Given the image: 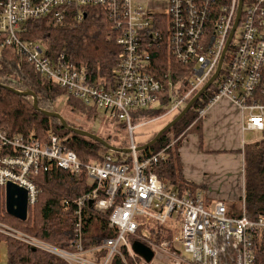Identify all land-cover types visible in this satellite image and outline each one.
I'll return each instance as SVG.
<instances>
[{
  "label": "built area",
  "instance_id": "1",
  "mask_svg": "<svg viewBox=\"0 0 264 264\" xmlns=\"http://www.w3.org/2000/svg\"><path fill=\"white\" fill-rule=\"evenodd\" d=\"M163 1L164 15L157 14L161 8L145 9L141 0L0 1L1 47L15 50L36 73L87 108L103 111L110 120L124 123L132 151L129 163L124 159L116 162L104 152L100 154L101 161L83 164L54 133L48 132L41 141L33 135L10 137L0 129V188L8 183L23 188L28 207L37 201L36 176L52 167L95 185L88 194L63 203L66 208L73 207L71 250L50 246L2 224L0 235L42 250L66 264H112L115 260L129 264L128 259L132 264H145L138 261L131 248L133 239L158 256L174 257L173 264H255L256 244L264 240V217L251 220L246 216L243 194L240 215L230 216L223 201L207 202L200 191H168L153 173L154 166L165 160L164 151L142 158L134 151L133 131L141 125H132L131 111L159 108L163 93L167 94V111L155 120L184 107L185 100L215 73L239 2ZM89 7L103 10L118 32L115 42L121 57L112 79L105 84L91 80L86 69L76 66L63 52L49 57L41 41L29 42L19 36L29 21L49 18L54 26H60L68 18L81 21ZM163 30L172 57L192 68L186 93H179V83L174 84L167 75L158 81L147 72L149 51L163 42ZM237 30L238 40L231 46ZM211 85L217 92L210 104L228 99L243 114V130L264 131V0H243L219 75ZM203 114L204 110H200L199 115ZM85 206L100 214L112 210L108 228L114 237L104 239L98 246L84 247ZM145 226L154 228L158 243L149 241V228H141ZM176 244L188 258L181 256Z\"/></svg>",
  "mask_w": 264,
  "mask_h": 264
},
{
  "label": "trees",
  "instance_id": "2",
  "mask_svg": "<svg viewBox=\"0 0 264 264\" xmlns=\"http://www.w3.org/2000/svg\"><path fill=\"white\" fill-rule=\"evenodd\" d=\"M84 11V19L81 21L68 18L60 26H54L49 18L29 21L19 36L29 42L41 41L49 57H55L57 53L63 52L76 66L86 69L91 80L105 84L112 79L121 57V49L115 42L118 32L100 8L89 7ZM162 33L163 42L152 46L149 51L150 68L147 72L155 76L158 81H163L167 75L173 83L179 82V93H186L189 89L188 81L191 78L192 68L179 63L172 57L167 45L165 30ZM1 37L0 35V86H3V88L0 87V129L2 131H5L10 137L15 134L28 137L34 132V138L41 141L46 139L48 132L54 133L83 164L91 160L101 161V151L110 155L116 162H121L123 159L126 163L130 162L129 154L108 151L97 142L63 129L58 120L48 118L40 111H35L32 107L31 97H18L7 91L4 87H10L16 91H32L37 97L39 109L48 112H57L55 102L63 97L69 112H79L87 122L91 123L99 117L98 110L87 108L56 84L36 73L33 67L15 50L1 47ZM216 92L215 87L211 85L188 113L167 130L154 145L138 152V156L142 158L164 151L165 160L154 166L153 173L168 191L176 189L182 194L187 191L195 192L201 188L183 178L178 149L182 139L189 131H196L200 135L199 112L211 105L210 100ZM196 93L185 100V105ZM160 96L162 97L159 108L131 111L133 126L149 124L167 111V94L163 93ZM181 110L167 116L170 119L167 123L172 121ZM66 122L73 128L102 138L115 148L124 150L130 146L127 128L122 122L110 120L108 123L109 125L116 123L115 127L118 128L116 132L121 131L125 134L119 140L115 134L103 137L94 130L92 131L90 127L84 129L68 120ZM156 133H153L150 140ZM150 140L138 144L136 147L143 146ZM251 145L249 149L244 146L242 151L244 161L243 195L246 216L255 220L264 217V138ZM35 183L38 189L37 201L28 209L25 221H19L6 214L3 190L0 188V221L49 245L71 250L74 227L73 207L66 208L63 203L65 200H76L88 194L95 185L90 184L87 179L78 181L71 172L56 167H52L45 173L40 172L36 176ZM238 203L240 204V200ZM226 206L230 216L240 215L235 204H226ZM111 212L112 210H109L106 214H100L94 208L85 206L83 217L85 248L98 246L104 239L114 237V232L108 228V218ZM141 228H149V241L159 242L154 228L148 226ZM167 238L171 239L169 234ZM133 241L134 239L131 240V242ZM1 242L4 243L7 250L6 264H66L42 250L33 251L32 247L6 236L0 235ZM255 250V264H264V240H260L259 244H256ZM128 263L132 264L129 259ZM112 264L121 263L115 260Z\"/></svg>",
  "mask_w": 264,
  "mask_h": 264
},
{
  "label": "crops",
  "instance_id": "3",
  "mask_svg": "<svg viewBox=\"0 0 264 264\" xmlns=\"http://www.w3.org/2000/svg\"><path fill=\"white\" fill-rule=\"evenodd\" d=\"M156 1L157 4L149 3L148 8H151V10L163 8L164 1ZM199 119L201 120L199 128L200 135L196 131H189L182 139L178 154L183 178L187 182L201 187L197 191L204 194L207 202H212L215 201L211 197L214 192L213 185L217 183L215 179L220 178L222 174L228 172H239L243 168V154L242 156H239V154L242 153L240 149L244 145V135L246 133L260 134V138L250 139L249 143L251 142L253 144L262 140L264 137L263 132L243 130L245 120L243 119V114L239 108L228 99H220L211 104L204 110L202 116L199 115ZM146 124L147 123H143L141 125ZM217 132H220L223 136H219ZM228 135H230V138H227ZM219 147L226 149L217 150ZM100 153L104 152L101 151ZM1 189L3 190V201H5V187ZM242 194L243 191H241L239 196H242ZM29 208L30 207H28V209ZM0 224L3 226L5 225V223L2 222H0ZM7 225L8 226H5L17 230L14 226ZM157 257L158 254L154 253L150 263L154 262L156 264ZM139 260L141 262L144 261L140 257Z\"/></svg>",
  "mask_w": 264,
  "mask_h": 264
},
{
  "label": "rangeland",
  "instance_id": "4",
  "mask_svg": "<svg viewBox=\"0 0 264 264\" xmlns=\"http://www.w3.org/2000/svg\"><path fill=\"white\" fill-rule=\"evenodd\" d=\"M141 2L143 6L145 7V9H151V8H148L149 3L157 4L156 0H141ZM157 14L164 15L163 8H161L157 12ZM238 37H239V30L235 32L233 39H232L231 46L235 44V42L238 40ZM229 53L230 52H228V54ZM177 83L179 82H176L174 84H177ZM55 110L61 116H63L66 120L75 124L76 126L82 127L84 129L90 127L92 131L94 130L96 133L100 134L103 137H108L110 135L115 134V136L117 135L116 137L119 140L120 138L125 136V134L121 131H119L118 133L116 132L118 131V128L115 127L116 123H110V125L108 124L110 122V119L108 118V115L103 111H98L99 117L94 122L92 123L87 122L84 116L81 115L79 112L77 113L69 112L63 97L59 98L55 102ZM244 115L246 117L247 113L244 112ZM169 120L170 119L168 117H165V118H161L159 120L150 122L149 124L145 126L136 127L133 131L135 145L142 144L146 142L147 140H150L151 137L153 136V133L158 132ZM217 134H219V136H223V134H221L220 132H217ZM31 135H34V132H32ZM227 138H230V135H228ZM257 138H260V134L246 133L244 135L243 147L245 146L247 149H249L252 146L251 144H253L251 142L249 143L250 139H257ZM243 147L240 149L241 152L243 151ZM222 149H226V148L219 147L217 150H222ZM239 156H242V153L239 154ZM241 161H242V157H241ZM242 167H243L242 170H240L239 172H234V171L228 172V173L222 174L220 178L215 179L217 180V183L213 185L214 192L211 195L213 200L223 201L227 205L235 204L237 209H239L240 204H241V199H240L241 196L239 195L241 191H243L244 162H243ZM239 200H240V204L238 203ZM215 201H212V202H215ZM5 225L8 226L7 224ZM175 247L177 251L180 252L183 258L185 259L188 258V256L183 253L181 246H178L176 244ZM6 258H7V250H6L4 243L1 242L0 243V264H6ZM174 261H175L174 257L164 254V255L157 257L156 264H173ZM150 264H155V263L152 262ZM184 264H188V263L185 262Z\"/></svg>",
  "mask_w": 264,
  "mask_h": 264
},
{
  "label": "water",
  "instance_id": "5",
  "mask_svg": "<svg viewBox=\"0 0 264 264\" xmlns=\"http://www.w3.org/2000/svg\"><path fill=\"white\" fill-rule=\"evenodd\" d=\"M243 0H239L238 2V8H237V14L235 17V22L233 24L232 30L229 34V37L227 39V42L225 44L224 50L222 52V55L220 57L217 69L213 76L206 82V84L187 102V104L182 108L180 113L169 123H167L165 126H163L154 136L152 140L147 142L145 145L136 147L135 152H141L144 151L148 148H150L152 145H154L158 139L170 128H172L177 122H179L187 113L188 111L192 108V106L201 98V96L207 91V89L211 86V84L215 81L217 76L219 75L220 67L224 58V54L229 46L231 37L233 35V32L235 31V28L237 27V23L240 18V13H241V6H242ZM3 88V86H0ZM7 91L15 94L18 97H31L32 98V107L35 111H40L44 116L48 118H54L59 121L61 127L77 136L83 137V138H88L94 142L99 143L101 146H103L104 149L111 151V152H116V153H123V154H130L132 151L131 149H118L115 148L111 145H109L106 141H104L102 138L86 132L84 130L78 129V128H73L68 125L66 120L58 113V112H48L44 110H40L38 107V101L36 95L30 91V90H24V91H16L13 90L10 87H4ZM5 210L6 213L20 221H25L27 219V212H28V204H27V193L23 188H20L18 186H15L11 183H8L5 186ZM92 205V202L89 203V206ZM131 248L133 252L143 259L145 263L149 264L151 260L153 259L154 253L150 248L145 246L139 241H133L131 244ZM34 251V249H33Z\"/></svg>",
  "mask_w": 264,
  "mask_h": 264
}]
</instances>
